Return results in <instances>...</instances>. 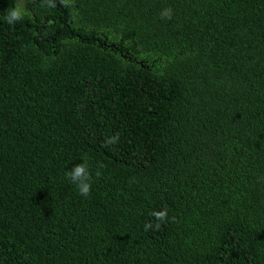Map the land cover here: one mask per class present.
Wrapping results in <instances>:
<instances>
[{"label": "trees", "instance_id": "obj_1", "mask_svg": "<svg viewBox=\"0 0 264 264\" xmlns=\"http://www.w3.org/2000/svg\"><path fill=\"white\" fill-rule=\"evenodd\" d=\"M0 264H264V0H0Z\"/></svg>", "mask_w": 264, "mask_h": 264}, {"label": "clouds", "instance_id": "obj_2", "mask_svg": "<svg viewBox=\"0 0 264 264\" xmlns=\"http://www.w3.org/2000/svg\"><path fill=\"white\" fill-rule=\"evenodd\" d=\"M162 16L170 19L171 9H167L165 13H162ZM18 18H19V13L17 11H12L9 17V22H11V20L18 19ZM116 139H118V134L116 137L110 140L109 143H114ZM66 175L73 183L77 185V188L81 195L87 196L89 194L90 175H89L86 163L75 165L73 169L70 172H68ZM154 215L156 216L158 220L163 221L167 216V212L160 211V212L154 213ZM149 227H151V225H145L146 229ZM157 227H159V225H157Z\"/></svg>", "mask_w": 264, "mask_h": 264}]
</instances>
